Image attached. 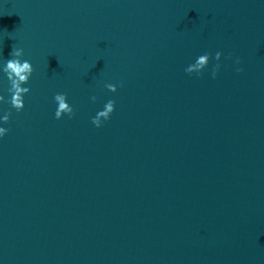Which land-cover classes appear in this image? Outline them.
I'll use <instances>...</instances> for the list:
<instances>
[{
  "label": "clouds",
  "instance_id": "9594fccd",
  "mask_svg": "<svg viewBox=\"0 0 264 264\" xmlns=\"http://www.w3.org/2000/svg\"><path fill=\"white\" fill-rule=\"evenodd\" d=\"M24 55V50L22 48H15L11 52L12 58L5 62L4 67L2 68L3 73L6 75V78L9 82L8 92L10 94V98L5 101V97L0 95V102H7L14 108L17 112H20L24 109V96L29 93L30 89L28 87H24L29 82V79L34 71L33 65L28 60H22L21 57ZM211 53H204L198 56L194 63L190 64L186 69V73L188 74H197L202 75L203 70L208 66ZM229 59H231V54H229ZM214 59L219 61L221 59V53L216 52ZM236 63L239 64V58L236 59ZM220 65L217 63L212 70V76L215 78L217 72L219 71ZM243 71L242 68H237V72ZM122 86V85H121ZM105 87L111 91L116 92L117 86L114 84H107ZM54 102L57 104V108L55 110L54 116L56 119H61L65 114L68 115L69 118L74 116L73 107L67 102V95L64 93H57L53 97ZM93 101L96 100V97L93 96L91 98ZM115 110V101L108 100L104 105L103 110L98 111L97 114L92 118V124L97 128L103 125V122L108 120L111 114ZM11 112L5 113L2 117H0V121L7 124L10 120ZM9 129L0 126V138H3Z\"/></svg>",
  "mask_w": 264,
  "mask_h": 264
}]
</instances>
